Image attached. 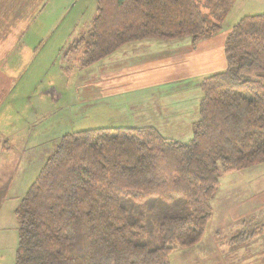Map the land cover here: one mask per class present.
I'll use <instances>...</instances> for the list:
<instances>
[{
  "label": "trees",
  "instance_id": "1",
  "mask_svg": "<svg viewBox=\"0 0 264 264\" xmlns=\"http://www.w3.org/2000/svg\"><path fill=\"white\" fill-rule=\"evenodd\" d=\"M198 1L98 0L75 64L143 41L213 37L222 27ZM224 52L226 69L199 84L189 141L151 125L61 137L16 210L17 264H171L201 241L222 175L264 163V13L241 18Z\"/></svg>",
  "mask_w": 264,
  "mask_h": 264
},
{
  "label": "rangeland",
  "instance_id": "2",
  "mask_svg": "<svg viewBox=\"0 0 264 264\" xmlns=\"http://www.w3.org/2000/svg\"><path fill=\"white\" fill-rule=\"evenodd\" d=\"M199 1L211 22L221 25L220 32H226L244 16L264 13V0ZM97 2L0 0V14H14L17 24L7 39H0V264H17L16 210L64 134L104 127L149 126L144 120V108L154 106L155 113L172 123L168 128L162 123L150 125L166 137L187 142L192 137V127L186 122L199 117L203 92L198 84L219 72L211 71L207 76H193L190 80L165 79L154 88L140 90L132 88L136 86L130 78L127 81L119 76L111 83L102 79L124 75L126 68L144 71L145 63L158 64L159 57L177 60L196 47L191 39L128 45L81 70L75 64L76 52L72 48L89 30L97 14ZM150 53L157 56L145 60ZM166 61L162 67L171 65L170 60ZM160 72L165 76L163 70ZM151 97L154 102L149 105ZM240 172L244 174L238 176ZM255 195L258 201L251 205H258L259 210L248 212V199ZM211 203L212 219L201 241L174 250L169 256L170 263H264V258L260 262L250 258L253 255L250 240L255 236L264 238V163L222 175ZM235 205L241 214L234 221L230 209ZM256 229L259 231L255 232ZM237 236L242 241L234 243ZM257 245L264 250V243Z\"/></svg>",
  "mask_w": 264,
  "mask_h": 264
},
{
  "label": "crops",
  "instance_id": "3",
  "mask_svg": "<svg viewBox=\"0 0 264 264\" xmlns=\"http://www.w3.org/2000/svg\"><path fill=\"white\" fill-rule=\"evenodd\" d=\"M26 14H28V12ZM13 16L14 14H0V37H1L0 39H4V38L7 39L10 36L11 32L14 31L15 28L17 27V24L15 23L16 17H13ZM231 31H232V28L228 29L226 32H218L213 37L201 39L197 43L194 49L191 47V52L189 50L186 51V54L184 56H181L177 60L176 59L171 60L169 59V57H163V58L159 57L158 60L160 61H158V64L149 65L145 63L144 65L146 69L144 71L134 70L133 67L126 68L124 71L125 72L124 75L122 73L111 75L112 74L111 73V74H108L111 76L103 77L102 79L104 82L111 83V82L117 81L119 79L118 78L119 76L123 77V79L127 81H129V78H130V80L134 81V84L136 86L132 88L136 90L137 89L140 90L141 88L146 89V87H149V86L150 87L152 86V88H154V86L161 84L162 80L164 81L165 79H166V82H170L171 80H175V81H181V80H186V79L190 80L193 76L199 75L200 77V75L202 74L207 76V74H209L211 71H219V72L224 71L226 69L224 45H225L226 38L231 33ZM3 32L4 34H2ZM154 47H155V50L157 51V47L155 45ZM163 48L165 50L168 49L166 48V46H164ZM156 56H157L156 53H150L148 56L145 57V60H150V58L153 59ZM166 60H170L169 63H171V65L167 66L169 68L162 67V66H166L165 65L166 64L165 62H167ZM175 61H177L178 63L177 65L173 64V62ZM155 66H159V68L155 69ZM161 70H163L162 73H165V76L161 74L160 72ZM168 77H170L171 79H167ZM152 102L154 101L151 97L147 101V103L149 105H152ZM135 105L137 104L132 103V106H135ZM147 107L148 106H145L144 108L146 110L145 117H144L146 124L150 125V124L162 123L163 127H164L163 124H165V127L168 128V126L172 123L170 122V119H165L166 117L165 118L161 117L158 114V112L155 113L154 106L153 107L151 106L149 109H147ZM186 123L187 125L192 126L193 121L192 119H190L189 122H186ZM242 173L243 172L238 173V176ZM248 201H249V204H247V206L250 207L248 209V212L249 211L255 212L259 210V209L257 210L258 205L256 204L254 206L251 205L252 202L258 201L257 195H255L254 197L250 196ZM239 211H240V208H238V206L236 205L230 209V213L232 214L231 216L233 217L234 221L237 220V216L241 214ZM234 214H237L236 217L234 216ZM241 217L243 218L244 214H242ZM262 230L263 229H261V231ZM250 242L253 244L252 252H251L253 253V255H251L250 258L254 260L258 259V261L260 262V260L264 258V250L263 251L260 250V246H258L257 244L258 243L263 244L264 238L261 236H255V238L251 239Z\"/></svg>",
  "mask_w": 264,
  "mask_h": 264
}]
</instances>
